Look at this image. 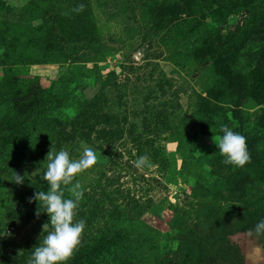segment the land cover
<instances>
[{"label": "rangeland", "instance_id": "rangeland-1", "mask_svg": "<svg viewBox=\"0 0 264 264\" xmlns=\"http://www.w3.org/2000/svg\"><path fill=\"white\" fill-rule=\"evenodd\" d=\"M221 124L246 137L244 166L223 163ZM83 145L97 159L74 177L73 222L97 235L80 263L228 250L264 264L248 223L264 209V0H0V264H24L48 222L29 202L47 190V153L78 159ZM144 154L152 166L137 169ZM182 210L208 239L201 252L171 229Z\"/></svg>", "mask_w": 264, "mask_h": 264}, {"label": "clouds", "instance_id": "clouds-1", "mask_svg": "<svg viewBox=\"0 0 264 264\" xmlns=\"http://www.w3.org/2000/svg\"><path fill=\"white\" fill-rule=\"evenodd\" d=\"M84 8L79 4L74 11ZM220 135L213 138L217 151L223 157L225 165L244 166L250 160L246 137L234 131L227 124L220 125ZM93 148L83 145L78 159H73L67 149H50L46 155V167L42 170L41 179L47 182L46 191H37L33 198L40 203L42 211L47 213L48 222L42 228L38 243L32 248L28 264H64L80 243L85 229V221L73 222L74 211L83 198L81 184L74 177L91 168L96 163ZM150 158L144 154L134 161V167L140 170L151 168ZM25 177L15 174L17 184L24 182ZM65 186L70 193L65 197ZM41 211L37 210V215ZM49 226L50 229H49ZM256 236L264 235V218L252 229Z\"/></svg>", "mask_w": 264, "mask_h": 264}, {"label": "trees", "instance_id": "trees-1", "mask_svg": "<svg viewBox=\"0 0 264 264\" xmlns=\"http://www.w3.org/2000/svg\"><path fill=\"white\" fill-rule=\"evenodd\" d=\"M104 130H100L97 133H104ZM117 133V132H115ZM71 134V133H70ZM106 134H111V131H108ZM103 136V135H102ZM66 140H63V143H65ZM106 143H112L111 141H106ZM113 162L110 163V165H112ZM109 165V166H110ZM108 186V185H107ZM106 186V187H107ZM102 189H105L102 188ZM129 192H132L131 190H128ZM264 206V199L262 200L261 203V207L263 208ZM138 207V206H136ZM261 213V217L259 216L258 218L252 220V221H248V223H252L254 226L255 224L262 218H264V209L260 210ZM189 214V212H187L186 210H182L180 213L177 212L172 220L171 223V229L176 231V235L175 237L177 239L180 240L181 244H186L188 245L191 249H198L200 252L202 251L201 245H205L208 241V239H204L203 236L200 235V231H199V225L195 223L194 219H193V215L194 213H192L191 215H189L190 217H186ZM186 217V218H185ZM251 218V217H250ZM136 219L134 218L132 219V223H134L133 225H137L136 224ZM219 228V227H218ZM148 230V229H147ZM153 236L155 235L154 230H152ZM84 236L83 239L80 240V243L78 245V247L80 248V252L79 251H74L73 254L70 256L73 258V256H75L74 259L71 258V264H82L79 261L76 260V258L80 257L82 255L81 250L85 247H88L89 243H92L97 235V232H91L89 233V229L87 230L85 227L84 230ZM87 232V233H86ZM102 232V231H101ZM100 233V231H99ZM147 234L150 235V232L147 231ZM231 233H229V230H222L219 233V237L221 238V240L223 241H228L227 237L228 235H230ZM111 238V235H110ZM101 240L102 236H101ZM107 239H104V242H106ZM111 241V240H110ZM154 242H155V236H154ZM98 245V244H96ZM155 245V244H154ZM209 250L203 251L201 253V255H199L198 261L195 262H191L190 258L191 256L187 253L184 254L182 253V255L180 256H176V254L172 255L169 258H164L163 260L159 261V264H206L209 263L211 260L210 258H214L213 261H216V263L218 262L219 264H225L226 260H229L228 264H244V256L243 254H241L240 252H238L237 256H234V253H228L227 251H225V253H219L217 251H214V253H209L210 258L206 257V253ZM31 249L27 248L25 255H28V257L25 259L24 264H28V260L30 259V255H31ZM133 258V257H131ZM207 259V260H206ZM206 260V262H204ZM17 261H15L13 264H16Z\"/></svg>", "mask_w": 264, "mask_h": 264}]
</instances>
